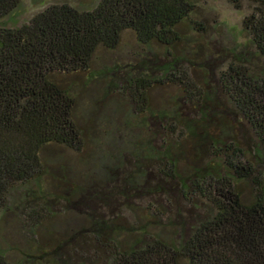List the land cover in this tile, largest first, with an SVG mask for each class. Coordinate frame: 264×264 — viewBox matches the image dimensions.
I'll return each mask as SVG.
<instances>
[{"label": "trees", "instance_id": "obj_1", "mask_svg": "<svg viewBox=\"0 0 264 264\" xmlns=\"http://www.w3.org/2000/svg\"><path fill=\"white\" fill-rule=\"evenodd\" d=\"M229 1L236 8L241 7V0ZM19 2L0 0V19L17 8ZM194 10L192 0H98L95 7L86 10L54 3L23 25L0 29V210L16 184L35 180L41 172L55 185L68 184L69 188L61 171L67 167L54 168L41 156L42 149L49 145L77 151L85 145L84 132L74 115L76 99L54 77L86 70L100 47H116L122 33L132 30L142 44L157 42L168 47L172 58L156 66L149 61L128 66L132 74L126 75L128 79H120L123 89L145 105L147 90L176 83L182 95L171 103L172 107L190 105L197 113V119L191 120L180 110L158 127L167 135L177 134L175 142L166 138L162 148L155 152L151 133L145 146L150 156L174 157V161L165 160L162 164L168 175H176L181 164L178 156H185L189 149L186 138L191 135L196 139L191 171L187 177L178 176L180 191L192 206L198 207L203 201L207 215L190 234H180L178 245L158 237L140 245L139 238L148 234L144 227L137 231L141 234L123 238L126 243L120 238V227L116 239L111 233L97 237L92 234L98 242L112 236V244L118 249H113L115 255L108 264H179L180 260L189 264H264L263 4L243 20L254 54L245 50L244 45L241 50L234 49L231 62L216 81L210 77L204 59L200 69L207 74V80L199 83L180 67L182 61L194 65V60L170 51V47L183 40L178 25ZM195 25L199 29L204 27L202 22ZM154 73L160 76L153 77ZM205 83L215 86L210 90L203 86ZM143 104L137 111L142 122L145 116L171 111L160 108L149 112ZM243 120L256 136L252 158L237 140ZM205 153L209 154L207 158ZM244 181L252 182L259 190L252 203L245 202L240 188ZM181 228L185 225L181 224ZM60 245L58 250L63 248ZM43 253L40 264L55 261L49 256L51 252ZM0 264H11L2 253Z\"/></svg>", "mask_w": 264, "mask_h": 264}, {"label": "rangeland", "instance_id": "obj_2", "mask_svg": "<svg viewBox=\"0 0 264 264\" xmlns=\"http://www.w3.org/2000/svg\"><path fill=\"white\" fill-rule=\"evenodd\" d=\"M192 1L195 3L194 12L178 25L183 40L170 47V51L194 60V65L182 61L180 67H184L187 76L198 83L207 80V74L200 69L206 59L210 77L216 81L231 62L234 49L241 50L244 45L245 50L254 54L243 20L256 6L263 4L264 9V0H241L239 8L229 0ZM54 3H67L86 10L95 7L98 0H20L17 8L0 19V29L23 25ZM196 22H202L204 27L199 29ZM210 53L212 56L209 57ZM171 58L168 47L157 42L142 44L132 30H126L116 47H100L86 70L55 75V81L70 89L76 99L74 115L84 132L85 145L80 151L58 145L42 149L44 162L54 168L67 167L61 171L68 179L69 188L68 184L55 185L44 172L35 180L13 187L0 210V253L7 261L11 264H40V257L45 255L43 251H49V256L57 264H94L93 261L108 264L110 257L115 255L113 249H118L112 244V236H105L98 242L92 234L96 237L100 233L115 235L120 227V238L126 243L123 238L141 234L137 231L144 227L148 234L138 236L141 237L140 245L157 237L178 245L180 234H190L205 218V203L201 201L198 207L192 206L180 191L178 177H187L191 171L190 160L195 161L192 148L196 139L191 135L186 138L189 149L185 156L179 154L181 164L176 175H168L162 164L165 160L174 161V157L165 154L150 156L145 146L151 133L155 152L162 148L166 138L175 142L177 134L172 136L168 132L167 135L158 127L180 110L184 112L183 116L196 120V110L190 105L172 107L171 103L182 95L176 83L147 90L144 105L137 100L138 97L123 89L120 81L122 77L128 79L127 76L132 74L128 68L133 65L149 61L156 66ZM155 76L160 73H154ZM203 86L212 90L215 85L205 83ZM208 103L217 109L213 102ZM142 104L149 112L160 108H171V111L145 116L142 122L137 116ZM238 132L237 140L252 158L256 143L253 130L243 120ZM208 155L205 153L204 158ZM261 156L264 158L263 154ZM240 188L247 203H252L259 191L250 181L242 182ZM68 190L73 191L71 195ZM181 224L185 225L184 229ZM59 245L63 246L62 250H58ZM179 264L189 262L180 260Z\"/></svg>", "mask_w": 264, "mask_h": 264}]
</instances>
